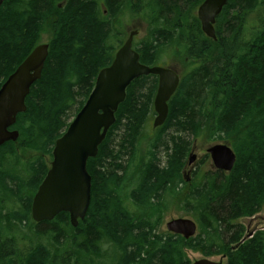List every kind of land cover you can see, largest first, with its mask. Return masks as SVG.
<instances>
[{"label":"trees","instance_id":"obj_1","mask_svg":"<svg viewBox=\"0 0 264 264\" xmlns=\"http://www.w3.org/2000/svg\"><path fill=\"white\" fill-rule=\"evenodd\" d=\"M42 1L43 29L52 33L50 54L26 98L27 111L14 125L19 139L0 146V264H192L187 249L226 255L227 264H264V230L241 243L245 226L239 222L264 211V0H229L215 24L216 40L205 35L197 15L204 0H64L62 7L60 0ZM126 14L149 25L148 35L134 45L142 63L157 65L165 53L188 66L168 119L157 128L148 156L128 166L114 162L107 171L105 160L117 159L111 146L116 128L124 123V142L134 152L154 113L157 76L134 80L97 156L88 160L92 192L86 218L73 227L62 212L37 223L32 202L56 140L124 43ZM26 16L8 2L0 9V73L25 44ZM173 126L204 142L230 145L237 155L233 170L194 172L186 182L191 140L178 135L162 167L156 151ZM175 202L194 216L196 236L156 231Z\"/></svg>","mask_w":264,"mask_h":264},{"label":"water","instance_id":"obj_2","mask_svg":"<svg viewBox=\"0 0 264 264\" xmlns=\"http://www.w3.org/2000/svg\"><path fill=\"white\" fill-rule=\"evenodd\" d=\"M3 1L0 0V5ZM228 1L205 0L199 6L198 18L209 38L217 39L215 24ZM136 34L138 30L131 31L112 63L100 70L84 106L56 140L51 167L33 198L32 217L35 222L52 221L60 213L67 212L72 226L77 227L80 220L86 218L92 192L88 160L97 156L99 146L116 122V112L126 99L127 88L135 79L148 75L158 77L153 127L159 128L166 123L170 112L169 102L180 86L181 74L172 65L149 66L142 63L139 52L133 48ZM48 54V45L38 46L0 88V146L18 140L19 131L9 128L17 122L20 113L27 111L26 98L32 85L42 77ZM207 152L211 156L213 169L224 172L233 170L237 155L230 145L211 144ZM195 160L193 147L187 165H192ZM184 178L187 182L191 181ZM166 227L170 233L186 239L196 236L199 228L195 219L183 217L171 219ZM253 234L250 231L241 243ZM224 257L218 261L203 257L193 264H224Z\"/></svg>","mask_w":264,"mask_h":264},{"label":"rangeland","instance_id":"obj_3","mask_svg":"<svg viewBox=\"0 0 264 264\" xmlns=\"http://www.w3.org/2000/svg\"><path fill=\"white\" fill-rule=\"evenodd\" d=\"M60 1H62V0H60ZM124 20L126 22V24L123 27V31L124 30L126 31L125 40L127 39L128 35H129V33H128L129 27L131 29L134 25H137L140 27V32L136 38V41H140L141 39L145 38L148 35L149 25L147 22L142 21L139 18H133L132 19V18L128 17V14H126ZM170 55L171 54L166 55L164 53L162 55L161 59L159 61H157V65L168 66L170 64V65L174 66L179 71V73L181 75L184 74L188 70V66H186L185 63L181 62V59L179 58L180 56L171 57ZM151 80L153 81L155 79L152 78ZM147 91L148 90L146 89V90H143L142 92L144 94H146ZM154 100H155V98H154ZM154 100H153V104H152V108H153L154 113L151 114L150 117L148 118V120L145 122L142 134L139 136V139L136 142V150L134 152H133L132 147L129 145V141L126 140L124 142L125 139H123V137H124V133L126 132V127H125L124 123H122L119 127L116 128L114 135L112 137L111 146H112V150L114 151L115 155H117V159L113 160L111 158H107L105 160L104 166L106 167L107 171L109 169L113 168L112 166H110V164H113L114 162L116 164L123 163L124 166H126V165L128 166L129 162H131L133 164L135 161L139 162L142 158H145L146 156H148V153L151 150L152 142L157 136V132H156L157 128H153V122H154V119L156 117V112H155V108H154ZM76 114H77V112L75 110L70 112V121H72L74 119ZM177 135H178V137L181 136L183 139H186L188 141L191 140L190 141L191 150L187 156V160L189 159V156H190V153H191L193 147H194V154H196L195 162L192 165H188L187 168H186V166L184 167V169H183L184 177L190 178L192 180L194 172H197L198 175H203V173H205L206 171L211 170L212 169V160H211L210 154H208L206 150L211 144L223 143V142H220V141L211 142V143L210 142H204L203 140L194 137L188 131L178 130V128L176 126H173V128L169 130V132L165 135L164 143L158 149V151H156L158 163L162 167L166 165V162H167L169 156L173 153V147H174L173 138L176 137ZM33 155H35V154H33ZM24 158H28V154H26ZM48 158L49 157H47V159ZM21 163L23 165L20 168L23 169V166L25 165V163L24 162H21ZM114 170L117 171L118 173H121V174L123 173L122 169L117 170V168L115 167ZM23 174H24V172H23ZM25 175H23V176H25V178H26L27 174H25ZM131 184L127 187V190H126L127 195L129 193V191H131L132 188H134L135 183L132 185ZM127 202L129 204L130 209L132 208V210L135 212L138 211V208L133 209L132 205L130 206L129 200ZM125 205H127L126 202H125ZM182 217L194 219V216L191 213H189V211L187 209L183 208V206L181 204H179L178 202H175V203L169 205L168 208L164 211L160 222L157 224V230L156 231L158 233L168 232L167 227H166L167 222L170 221L171 219L182 218ZM248 221H249V219H240L239 220V222L245 226V229H246V225H247ZM259 221L260 220L256 219L253 226L256 224H259ZM260 227H264V222H261ZM244 235L245 234H243V236ZM187 255L190 258V260L192 261V264L194 263L195 260L206 257V256H204V254L201 251H194L191 249H187ZM221 257H222V255H214V256H210L209 258L213 259V260H220ZM224 264H227V259H224Z\"/></svg>","mask_w":264,"mask_h":264},{"label":"flooded vegetation","instance_id":"obj_4","mask_svg":"<svg viewBox=\"0 0 264 264\" xmlns=\"http://www.w3.org/2000/svg\"><path fill=\"white\" fill-rule=\"evenodd\" d=\"M7 2L10 5H13V4L16 5V9L19 11V13H23V14L27 15L26 19H25L26 20V29L25 30L27 32V34H26L27 37L25 39V44H24L23 48L21 49L19 55L16 57V59H14L11 62H10V60L7 61L6 64L3 66V69H2L3 72L0 73V84H1L0 88L2 87L3 83L8 79V77L12 73H14L16 71V69L20 66V64L38 46L46 44V45L49 46L48 50L50 52L51 38H52L51 28L49 27L46 30L43 29V25H44V1H42V0H4L2 5H0V9H2V7H4V5ZM64 3H65L64 0L58 1V6L62 7L64 5ZM133 30H138V34H139L140 27L137 26V25H134L131 29L129 27L128 33L130 34V32L133 31ZM138 34H136L135 37H134L133 48H134L135 41H136V38H137ZM125 41H124V43H125ZM25 54H26L25 59L20 61L22 56H24ZM49 54H48V57H49ZM48 57H47V59H48ZM47 59H46V62H47ZM46 62H45V64H46ZM15 63L18 66H16V69L3 81V79H4V75L3 74H5V73H7L9 71H12L13 66H14ZM44 68H45V65H44ZM43 71H44V69H43ZM42 74H43V72H42ZM36 82L32 85V87L36 84ZM9 129L10 130H17L16 128H14V125L11 126ZM187 166L188 165H186V168H187ZM244 219H249V221H248V223L246 225V229H245V232H244L245 235L243 236L241 241L248 235V233L250 231L254 232V234H256L258 231L264 230V227H260L261 222H264V211L259 212L258 214H256L252 218H244ZM256 219L260 220L259 224H256V225L253 226V224H254ZM5 229L7 230L6 227H5ZM225 259H227L226 255H225Z\"/></svg>","mask_w":264,"mask_h":264},{"label":"bare ground","instance_id":"obj_5","mask_svg":"<svg viewBox=\"0 0 264 264\" xmlns=\"http://www.w3.org/2000/svg\"><path fill=\"white\" fill-rule=\"evenodd\" d=\"M48 48H49V46H48Z\"/></svg>","mask_w":264,"mask_h":264}]
</instances>
